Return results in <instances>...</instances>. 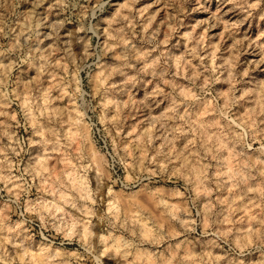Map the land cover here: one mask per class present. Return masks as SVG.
<instances>
[{
    "label": "clouds",
    "instance_id": "9594fccd",
    "mask_svg": "<svg viewBox=\"0 0 264 264\" xmlns=\"http://www.w3.org/2000/svg\"><path fill=\"white\" fill-rule=\"evenodd\" d=\"M0 264H264V0H0Z\"/></svg>",
    "mask_w": 264,
    "mask_h": 264
}]
</instances>
